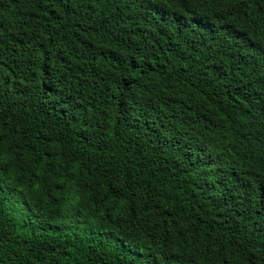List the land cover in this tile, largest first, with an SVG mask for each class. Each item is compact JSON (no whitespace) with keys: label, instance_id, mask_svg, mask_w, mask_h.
I'll list each match as a JSON object with an SVG mask.
<instances>
[{"label":"trees","instance_id":"trees-1","mask_svg":"<svg viewBox=\"0 0 264 264\" xmlns=\"http://www.w3.org/2000/svg\"><path fill=\"white\" fill-rule=\"evenodd\" d=\"M0 264H264V0H0Z\"/></svg>","mask_w":264,"mask_h":264},{"label":"rangeland","instance_id":"rangeland-1","mask_svg":"<svg viewBox=\"0 0 264 264\" xmlns=\"http://www.w3.org/2000/svg\"><path fill=\"white\" fill-rule=\"evenodd\" d=\"M18 207V206H17ZM16 209V214L19 208ZM90 224H86V222H78L75 220L68 212H66V217L60 223H56L53 225L46 224H33L29 226V228L36 231H49V232H78V233H86L91 235L99 240H103L112 244H117L118 240L105 232H99L93 229Z\"/></svg>","mask_w":264,"mask_h":264}]
</instances>
